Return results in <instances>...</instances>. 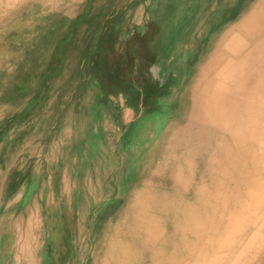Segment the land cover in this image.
I'll return each mask as SVG.
<instances>
[{
    "label": "bare ground",
    "instance_id": "obj_1",
    "mask_svg": "<svg viewBox=\"0 0 264 264\" xmlns=\"http://www.w3.org/2000/svg\"><path fill=\"white\" fill-rule=\"evenodd\" d=\"M67 1L0 0V36L4 35L8 22L27 30L25 26H29L31 19L19 23L20 15L37 13V7L45 3L60 6ZM225 9L180 88L156 104L158 107L152 114L144 111L136 123L137 132L134 130L135 136L130 138L131 154L122 157L123 161L130 160L132 167L114 168L110 160L104 161L95 172L86 169L84 179L75 182L73 174L61 168L62 180L57 181L53 197L56 207L50 201L52 214H43L46 209L43 212L39 209V205L49 201V195L45 185L41 188L37 185V218L43 215L41 220L49 222L38 239L40 246L31 247L33 232L28 217L32 216L27 215L25 228L18 231L15 246L7 244L5 256L13 253L17 259L24 258L25 262L16 264H48L51 259L45 248L47 243H53L56 264L81 263L87 259L85 251L89 252V244L84 246L83 242L85 222L92 215L96 242L91 264L264 262V0H228ZM127 165L130 164L123 166ZM106 170H117L115 183L122 186L118 196L114 197L106 187V180H102ZM194 181L198 185L188 194ZM59 200L66 207L58 210ZM105 201L109 205L101 209ZM108 213L118 217L113 218L112 224L106 222L108 228L103 230ZM4 229L3 226L2 233ZM78 245L83 246L80 251L75 250ZM63 249L68 257L66 262L60 259ZM29 257L34 261L27 262ZM2 261L0 264H11Z\"/></svg>",
    "mask_w": 264,
    "mask_h": 264
},
{
    "label": "crops",
    "instance_id": "obj_2",
    "mask_svg": "<svg viewBox=\"0 0 264 264\" xmlns=\"http://www.w3.org/2000/svg\"><path fill=\"white\" fill-rule=\"evenodd\" d=\"M162 1L164 3L162 6L155 3L151 8L148 7L151 14L149 17L144 13V7L142 16L138 14L133 16L131 13L128 16L123 12L106 25L108 36L119 39L112 56L105 58L93 55L89 50L82 49L81 52L75 48L74 41H77L75 39L84 41L89 40L90 36H54L44 66L39 61L37 62L39 66L34 72L26 75L16 74L11 79L0 82V202L4 199L8 201L7 208H1L0 205V212L3 213H0L1 216L37 217L36 208L20 207H24L27 202L29 205L32 201L37 202V185L48 184L52 177L56 178L58 175L55 171L58 169L62 168L72 173V179L74 178L72 181L75 182L77 179L82 181L86 175V172H82V176L77 177L76 169L101 168L103 163L109 160L114 168L132 167L131 161H123L122 157L131 154L130 138L135 136L137 130L134 127L144 116V113L139 112V106L144 103L147 106L145 114H152L158 107L151 109L157 97L161 95V100L169 98L170 90L179 89L182 85L181 80L186 79V71L188 72L202 55V40L212 36H199L197 42L186 47L183 42L189 36L186 32L185 17L170 15L168 9H173V6L169 5L174 1L167 0L166 3L165 0ZM211 23L213 27L215 18ZM176 46H180L177 53L180 59L171 70L170 56ZM186 60L193 63L186 64ZM157 70L162 74L161 80L154 76ZM18 141L21 145H18ZM109 144L113 145L110 147ZM126 163L130 165L123 166ZM2 193L4 196H1ZM11 205L18 206L10 209Z\"/></svg>",
    "mask_w": 264,
    "mask_h": 264
},
{
    "label": "rangeland",
    "instance_id": "obj_3",
    "mask_svg": "<svg viewBox=\"0 0 264 264\" xmlns=\"http://www.w3.org/2000/svg\"><path fill=\"white\" fill-rule=\"evenodd\" d=\"M171 1H174V2H172L171 5H169V6H173V9H168L170 15L172 14L173 16H176V17L183 16L185 17V20L187 21V23L185 24V27H186L187 36L189 37L185 39V41L183 42L186 47L191 46L193 45V43L197 42L199 36H211L212 35V32L217 25L211 27L212 25L211 22L213 18L216 19L215 21L219 22L220 16L224 14L226 11L225 5H227L228 3V0H171ZM166 2L167 0H165V3ZM155 3H158V6L164 5L162 0H69L67 2L62 3L60 6H51L45 3L40 8L37 7V13L31 12L28 16L20 15L19 16L20 20H18L19 23L21 22L23 23L25 20L26 21L24 23H26L28 19L29 20L31 19L29 26H25L27 30H23L24 28L21 27V25L17 26V24L15 25V24H11L8 22L5 28L4 35L0 36V41H1L0 47H2L0 48V82L7 81L8 78L11 79L12 76L13 75L16 76V74L26 75L29 72H34V70H37V66H39L37 64V62L39 61H41L42 66H44L45 65L44 61L48 60L47 58V55L49 54L48 49L50 48L51 41L54 40V36H70V37L90 36L89 40L83 41V40L75 39L77 40V41H74L75 48L79 51L81 50V52H82V49L89 50L91 54L100 55L101 57H105V58L108 56H112L114 54V50L117 49V46H118L117 42L119 41V39L118 38L116 39L114 36H108L107 34L108 30H107L106 25L112 19H114V17H116L119 13L125 12L128 14V16L130 13L131 15L133 14V16H135V14H138V16H142L144 7H145L144 13L149 17L151 16V14L148 10V7L151 8V6H154ZM200 4L201 6L197 7V5H200ZM50 12L51 13L53 12V13L51 14ZM30 16L32 18H30ZM171 19L172 17H170V20ZM51 25L52 27H50ZM79 33H82V34H79ZM208 38L206 39L207 41H208ZM206 40H202L203 44L201 45V50L205 48L206 44L204 43L207 42ZM179 47L176 46L171 52L172 54V56H170L171 70L175 68L174 65H176V62L178 61V59H180L177 56V53L179 52L178 51ZM26 53L27 55L29 54L30 55L27 56ZM10 61L12 62V64ZM185 63L186 64L188 63L189 65H191L193 62L192 61L188 62L186 60ZM165 75L166 74H164V76ZM154 76L155 78L161 80L162 74L161 72L157 70ZM181 82H183V79L181 80ZM176 90L177 89L170 90L171 91L170 96H172L174 94V91ZM160 96L159 98H157V100L155 99L154 101L155 103H153V106L151 107V109L152 108L156 109V107L158 106L156 105L158 104L157 102L161 100ZM146 110H147V106L145 104H143L142 106L141 105L139 106L140 112L143 113ZM202 165L203 164L201 163L200 166ZM93 171L95 172V168L91 169V172ZM55 172L57 173L58 176L56 178L52 177L53 179L51 178L52 181H50L48 185L47 184L39 185L40 188L41 186L45 185L47 187L46 192L49 195V201H45L42 203V205H39V209H41L42 212L44 209H46L44 210L43 214H47V213L52 214L53 208H51V205H50L51 200L53 201L52 205L56 207L53 197L55 196L56 185H58L57 181L62 180V177H61L62 170L58 169ZM82 172H85V170H81V169L75 170L77 177H81ZM103 173L105 174V176L103 177L102 180L103 181L106 180L105 183H107L106 184L107 189L110 191V193H114L113 194L114 197L118 196V193L121 191L122 186L120 185L118 186V184L115 183V181H117L116 179L117 170H111V171L106 170V171H103ZM91 179L95 180V175L91 176ZM226 182H227V179H226ZM196 184L198 185V183H195V181L191 182L190 188L187 192L188 194H190L195 189V186L197 187ZM210 185H211L210 183H207V186H210ZM110 188L112 190H110ZM59 202H60L59 206L57 207L58 210L60 208L66 207L61 200H59ZM1 203H2L1 208H7V200L4 199L0 202V204ZM30 203L31 204L29 205V203L27 202V204L24 207H20V208L31 207V208L37 209V202H34V203L30 202ZM108 203H109L108 201L101 203V206H102L101 209H103V207L105 206H108L109 205ZM15 207L11 205L10 208H15ZM97 209L98 208H96V210ZM42 217L44 216L42 215ZM42 217L40 218L28 217L31 222L30 229H31V232H33L32 234L33 241H32L31 247L33 248L35 247V249L40 243L38 239L41 236L42 230H45V227L49 225V222H44L43 220H41L43 219ZM105 217L106 218L105 220H103V226H102L103 230H105V228L106 229L108 228V226L106 225V222L107 224L108 223L112 224L113 218H117L118 215H114L112 213V215L109 216V213H108V216H105ZM28 218L27 216L25 217H18V216L5 217V216L0 215V232H1V228L3 226L5 227L4 229L5 232L3 231L5 234L2 232L0 233V263L3 262L2 260H4V262H8L11 264H16L18 262H25L23 261L24 258L22 257L21 259L15 258V256H13V253H12V256H5V252H7L6 251L7 244H10V245L13 244L15 246L14 241L17 236V233L18 231L20 233V231H22V229L25 228V224L28 222L27 221ZM94 219L95 218L91 215L90 220L88 217L87 223L85 222V226L87 230L85 231L86 233L84 236L85 242H83V245L88 246L89 244V252L85 251V257L87 259H85L83 262L78 263V264H86L87 260H90V264L92 262L91 256L93 254V249H94V245L96 242V240H94V237L96 235L95 226L93 227ZM88 235H89V238H88ZM53 245H54L53 243L46 244L45 249L47 250L46 252L50 254V259H51V262L48 264H56ZM82 247H83L82 245H78L77 248L76 249L73 248V250L75 249L76 251H80ZM64 252L65 250L63 249L62 254H61L62 258H60L63 260L62 262L64 261L66 262L68 260V257L64 254ZM32 261H34V258L32 259L31 257H29L27 260V262H32ZM262 264H264V262H262Z\"/></svg>",
    "mask_w": 264,
    "mask_h": 264
}]
</instances>
